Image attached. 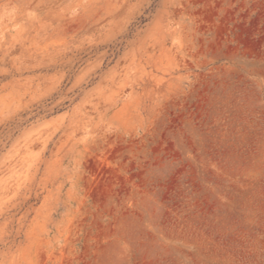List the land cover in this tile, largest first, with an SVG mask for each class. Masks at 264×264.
Masks as SVG:
<instances>
[{"label":"rangeland","instance_id":"rangeland-1","mask_svg":"<svg viewBox=\"0 0 264 264\" xmlns=\"http://www.w3.org/2000/svg\"><path fill=\"white\" fill-rule=\"evenodd\" d=\"M0 264H264V0H0Z\"/></svg>","mask_w":264,"mask_h":264}]
</instances>
